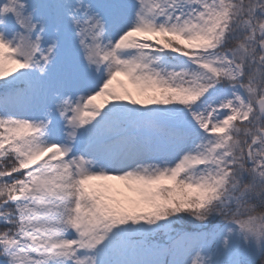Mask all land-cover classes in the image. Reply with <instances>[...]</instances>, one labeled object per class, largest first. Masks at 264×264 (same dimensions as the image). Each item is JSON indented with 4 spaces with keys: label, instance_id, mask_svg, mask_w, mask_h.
Returning a JSON list of instances; mask_svg holds the SVG:
<instances>
[{
    "label": "snow or ice",
    "instance_id": "1",
    "mask_svg": "<svg viewBox=\"0 0 264 264\" xmlns=\"http://www.w3.org/2000/svg\"><path fill=\"white\" fill-rule=\"evenodd\" d=\"M264 264V0H0V264Z\"/></svg>",
    "mask_w": 264,
    "mask_h": 264
},
{
    "label": "trees",
    "instance_id": "2",
    "mask_svg": "<svg viewBox=\"0 0 264 264\" xmlns=\"http://www.w3.org/2000/svg\"><path fill=\"white\" fill-rule=\"evenodd\" d=\"M258 264H259V262H258Z\"/></svg>",
    "mask_w": 264,
    "mask_h": 264
}]
</instances>
